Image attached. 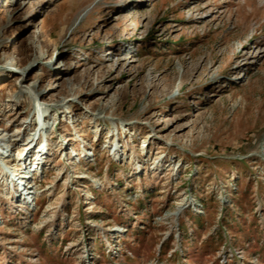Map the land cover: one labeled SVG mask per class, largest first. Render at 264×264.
Listing matches in <instances>:
<instances>
[{
	"label": "rangeland",
	"instance_id": "1",
	"mask_svg": "<svg viewBox=\"0 0 264 264\" xmlns=\"http://www.w3.org/2000/svg\"><path fill=\"white\" fill-rule=\"evenodd\" d=\"M0 39V264H264V0H0Z\"/></svg>",
	"mask_w": 264,
	"mask_h": 264
},
{
	"label": "bare ground",
	"instance_id": "2",
	"mask_svg": "<svg viewBox=\"0 0 264 264\" xmlns=\"http://www.w3.org/2000/svg\"><path fill=\"white\" fill-rule=\"evenodd\" d=\"M78 19H82V17L81 16H79L78 17ZM4 42L2 41V39H0V48H3V44ZM42 58H44V55L43 54H40L39 56H36L34 59H33V64H35V63H37L38 61H40ZM15 65H17V63H16V61H13V60H3L2 61V64H1V72H0V79H2L3 80V77H4V74H5V70L6 71H9V70H12V69H14V67H15ZM20 71V73H23L25 70H19ZM31 89L32 90H34L35 92H36V94L37 95H39L40 94V90L39 89H37V85H36V83H34L32 86H31ZM36 95V96H37ZM45 118H46V116H45ZM36 122V121H35ZM4 128V127H3ZM3 128H0V130H2ZM5 129V128H4ZM18 131H20V129L18 130ZM2 133H0V148H1V150H0V157H1V155L2 156H4V155H6L5 154V152H6V147L5 146H7V145H9V142L10 143H12L13 141L12 140H14L13 138H9V139H7L6 137H4L3 135H1ZM41 137L40 136H38V134H36V135H33L32 136V138L29 140V141H27V139L23 142V144H22V146L24 147V149L25 148H27V149H29L31 146L33 147L34 146V144H33V141H34V139H36V141H39V139H40ZM6 142V144H4ZM32 142V144H31V146H29V147H26L27 145H29L30 143ZM114 143V142H113ZM38 144H40V143H38ZM37 144V145H38ZM116 145V147H118V143H116L115 144ZM34 149V148H33ZM26 150V149H25ZM35 150H36V148H35ZM8 151V150H7ZM37 152H35L36 153V158L34 159H32L31 158V160L30 161H25L24 162V164L22 163V164H20V163H17V161H16V164L14 165V166H16V168L19 170V171H22L23 173H18V174H16V175H14L15 177L17 176V175H22V177H28V174H29V176L31 177V171L33 170V169H35V168H38V162H41L42 161V158H41V156L39 157V155L42 153V155L43 154H45V153H47V151H48V149H47V147H45L44 146V144L43 145H41V146H39L38 147V149L36 150ZM34 152V151H33ZM21 156V154H17V155H14V157L15 158H19ZM15 163V162H14ZM28 168H29V170H28ZM26 170H27V173H26ZM4 173V172H3ZM7 174V180H9L10 178H9V175L10 174H12V172L11 171H9V172H7L6 173ZM27 174V175H26ZM3 175V174H2ZM12 176V175H11ZM1 181V180H0ZM20 183V182H19ZM25 183V182H24ZM27 184H28V182H26ZM25 183V184H26ZM9 184V183H8ZM16 188H17V190H18V186L16 185L15 186ZM28 187V186H27ZM28 193H29V191H28Z\"/></svg>",
	"mask_w": 264,
	"mask_h": 264
},
{
	"label": "built area",
	"instance_id": "3",
	"mask_svg": "<svg viewBox=\"0 0 264 264\" xmlns=\"http://www.w3.org/2000/svg\"><path fill=\"white\" fill-rule=\"evenodd\" d=\"M38 123H40V120H39V118H38V121H37ZM36 172H37V170H36ZM34 175V173L31 175V176H33ZM19 177L17 176L16 177V179L14 178V181L16 182V180L18 179ZM24 197V196H23ZM26 198V197H25ZM27 200L29 201V203H30V197L29 198H27ZM32 203V202H31ZM31 203H30V205L28 206V207H30L31 206Z\"/></svg>",
	"mask_w": 264,
	"mask_h": 264
}]
</instances>
